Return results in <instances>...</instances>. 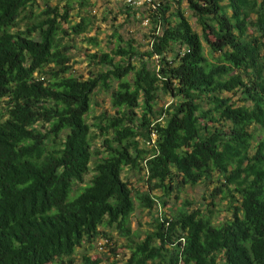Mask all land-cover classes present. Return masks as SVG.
<instances>
[{"label": "trees", "instance_id": "1", "mask_svg": "<svg viewBox=\"0 0 264 264\" xmlns=\"http://www.w3.org/2000/svg\"><path fill=\"white\" fill-rule=\"evenodd\" d=\"M35 2L0 0V264H72L100 237L115 254L105 228L130 238L134 199L150 212L172 182L213 179L214 193L239 196L230 218L214 225L200 208L157 216L122 264H264V0L121 3L126 17L149 22L148 48L115 34L110 53L86 54L109 68L85 79L71 73L62 40L86 32L87 18L70 24L69 2L33 16ZM22 14L25 30L16 29ZM97 88L110 92L115 114L97 116L105 155L72 195L93 155L85 116ZM159 93L171 101L156 110ZM124 167L145 170L148 188L133 195ZM82 264L101 258L83 254Z\"/></svg>", "mask_w": 264, "mask_h": 264}, {"label": "rangeland", "instance_id": "2", "mask_svg": "<svg viewBox=\"0 0 264 264\" xmlns=\"http://www.w3.org/2000/svg\"><path fill=\"white\" fill-rule=\"evenodd\" d=\"M79 1L80 0H36L31 9L33 16H35L44 8L45 4L63 7L69 2L72 8L69 11L70 24L78 22L81 17L87 18L89 27L86 32L79 36L62 35V44L68 47L66 52L70 56L69 64L71 65V73L73 75L85 79L90 73H96L108 69L109 66L107 65L94 64L93 61L88 60L86 54L96 52L110 53L115 49L118 43V38L115 34H118L124 41L132 39L134 45L137 46L141 53L148 48L146 35H148L150 31V24L146 19L136 21L135 19H138L139 16H136L137 18L126 17L125 13L121 12L122 5L118 0H83L82 4H80ZM180 7L184 10V14L192 29L200 35V27L197 25L196 18L188 9L187 3L182 2ZM145 11L146 9L140 10L142 13H146ZM23 16L24 14L19 17L16 29L25 30L26 26L31 24L29 19ZM34 20L35 18L31 21ZM66 27L67 25L63 24V28ZM33 37L37 39V35H34ZM87 38L93 40L89 41ZM201 41L205 55L209 60H212V56L215 57L216 55L210 56L207 44L202 38ZM118 60L119 57H115V61ZM154 60L155 57H152L150 60H145L149 68L154 66ZM135 63L138 65V62ZM47 76L48 75H43L44 78ZM159 95L162 102L156 104V110L160 109L162 103L165 102L166 104H169L171 101L169 94L159 93ZM233 100L236 101L237 96L233 97ZM102 113L107 117H110L115 114V109L110 102V92L102 91L97 88L91 96L90 110L85 116L86 122L90 128L89 138L93 155L89 163V171L84 176L83 183H77L73 186L72 195L76 194L81 187L90 181L91 175L93 174L94 164L100 157L105 155L103 140L109 136L102 135L95 125L99 122V120L96 119L97 116ZM46 128L47 125H44V128H41V130ZM256 134H260V132L257 131ZM143 147L149 146L143 145ZM121 178L128 183L132 189L133 195L148 188L146 183V173L143 169L138 170L124 167L121 173ZM171 185L172 188L168 195L162 196L161 190H154L151 192L154 196H162V199L165 202L162 203L160 200H157L155 207L150 212L141 207L138 201L134 199L135 208L129 217V227L131 230L130 238L127 239L120 236L118 231L114 228H105V231H107L112 238V241L108 243L110 248L115 250V254H113L108 247L103 246L106 241L104 238L102 239L100 237L95 242L85 243L82 247L77 248L72 256V264H82L83 254H88L91 257L100 256L101 264H122L130 257L129 246L133 245L134 242L140 241L147 232L153 230L155 218L157 216L159 217L162 214L170 215L181 208L189 211L200 208V211L205 215H210L214 225H219L231 217L232 210H230V205L239 204L238 195H236L237 202L230 203V193H228L225 188H222L223 192L214 193L216 186H219L216 179H213L210 182H200L193 186L189 184H181L178 186L173 182ZM211 193L215 194L214 197H211ZM186 201L190 204L185 205L184 203ZM100 229L102 230L103 228L100 227ZM55 264L61 263L56 262ZM63 264H67L66 261Z\"/></svg>", "mask_w": 264, "mask_h": 264}, {"label": "built area", "instance_id": "3", "mask_svg": "<svg viewBox=\"0 0 264 264\" xmlns=\"http://www.w3.org/2000/svg\"><path fill=\"white\" fill-rule=\"evenodd\" d=\"M119 2L121 3H125V4H128V5H133V6H139L141 5L142 3L144 2H151V0H118ZM147 21V20H146ZM153 137H155V134H152Z\"/></svg>", "mask_w": 264, "mask_h": 264}]
</instances>
